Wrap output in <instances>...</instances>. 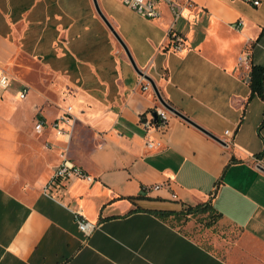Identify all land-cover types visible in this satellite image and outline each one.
<instances>
[{
	"label": "crops",
	"instance_id": "crops-1",
	"mask_svg": "<svg viewBox=\"0 0 264 264\" xmlns=\"http://www.w3.org/2000/svg\"><path fill=\"white\" fill-rule=\"evenodd\" d=\"M97 1L162 97L231 142L169 109L166 128L144 126V113L166 107L152 85L142 88L148 79L94 0H0V74L20 84L0 95L11 113L0 114V165L24 150V172L37 179L23 195L0 182V264H264V100L249 80L252 65L264 66V0H193L175 23L180 50L164 44L165 5L151 18ZM68 106L75 120L60 126L70 137L51 126ZM65 157L94 180L53 178ZM210 199L236 232L224 251L158 213ZM77 209L97 223L90 235Z\"/></svg>",
	"mask_w": 264,
	"mask_h": 264
},
{
	"label": "built area",
	"instance_id": "built-area-1",
	"mask_svg": "<svg viewBox=\"0 0 264 264\" xmlns=\"http://www.w3.org/2000/svg\"><path fill=\"white\" fill-rule=\"evenodd\" d=\"M120 1H122L127 6L133 8L140 14L151 18L159 17L162 14L163 6L165 5L172 13L173 20L167 32V36H168L167 43L164 44L165 46H168L173 50H180L185 46L186 37L182 33L176 31L175 23L180 17L187 16L183 12L185 7H190L191 9L195 8L196 3L193 0H120ZM248 1H252L255 4H259L260 2V0H248ZM241 24L242 21H238L234 25L236 27H240ZM249 60H250L249 53L243 52L239 55V61L241 63L248 64ZM12 80L13 77L8 72L3 71L0 74V95H2L4 91H6V89L10 86ZM142 88L145 90L151 88L150 82L146 80L143 83ZM28 91H29V85L23 84L19 94L20 97L25 98ZM169 117H170V112L167 108L156 106L153 107L152 109H149L146 113L142 115L141 122L148 130L154 126L158 127L159 129H164L168 125ZM71 120L74 121L75 117L72 114L71 106H68V108L64 111V113L61 114L59 117H57L51 123V126L55 128L57 132L65 133L67 134L68 137H70L71 132H68L63 127H61L60 122L71 121ZM45 122L46 121L43 118L41 117L37 118L35 129L38 132H42L44 130ZM225 132L228 134L229 130L226 129ZM223 140L228 145L231 142L229 139H223ZM146 144L148 147H152L154 145V142L152 140H148ZM72 177H82L89 181L94 180V177L91 174H89L87 171H85L81 166L74 163L69 158L65 157L57 166L53 178L57 179L59 182H63ZM159 186L160 185H155V187H159ZM74 212L80 230L85 235H90L97 227V223L86 218L79 209L75 210Z\"/></svg>",
	"mask_w": 264,
	"mask_h": 264
},
{
	"label": "rangeland",
	"instance_id": "rangeland-1",
	"mask_svg": "<svg viewBox=\"0 0 264 264\" xmlns=\"http://www.w3.org/2000/svg\"><path fill=\"white\" fill-rule=\"evenodd\" d=\"M108 3L116 6L111 0ZM19 85L17 81H13L11 87L16 90ZM1 113L11 115L8 110L5 111L4 109L0 110ZM16 155V161L12 165H0L2 167L0 182L12 192L23 195L32 186H35L37 179L35 175L24 172V150L18 151ZM214 219L215 216L205 212L188 218H174V222L202 243L224 251V241L235 238L236 232L229 226H221L219 218L216 221H213ZM212 221L215 224V228L212 227V224H208L209 222L212 223Z\"/></svg>",
	"mask_w": 264,
	"mask_h": 264
},
{
	"label": "trees",
	"instance_id": "trees-1",
	"mask_svg": "<svg viewBox=\"0 0 264 264\" xmlns=\"http://www.w3.org/2000/svg\"><path fill=\"white\" fill-rule=\"evenodd\" d=\"M249 80L252 89L251 96L257 94L264 100V66L258 64L252 65ZM263 124H264V117L261 125ZM205 212H209L211 213V215L215 216V219L213 221H216L218 218L221 217V213L218 212L215 209V207L212 205L211 199L196 205L188 204L186 205V207H184V209L180 211H168V210L158 211L159 215L163 218H168L173 215L172 217L173 220L174 218H181V217L188 218ZM213 221L212 223L209 222L208 224L213 225Z\"/></svg>",
	"mask_w": 264,
	"mask_h": 264
},
{
	"label": "water",
	"instance_id": "water-1",
	"mask_svg": "<svg viewBox=\"0 0 264 264\" xmlns=\"http://www.w3.org/2000/svg\"><path fill=\"white\" fill-rule=\"evenodd\" d=\"M95 6L97 8V11L99 12V14L102 16V18L106 21V23L109 25L110 29L113 31V33L115 34V36L117 37V39L120 41L121 45L123 46V48L125 49L130 61L132 62L134 68L136 69V71L140 74V75H144L150 82L151 85L158 97V99L160 100V102L167 108L169 109L171 112L183 117L184 119H186L187 121L191 122L192 124L196 125L197 127H199L200 129H202L203 131H205L206 133H208L209 135H211L212 137H214L215 139H217L218 141L222 142V143H226L221 137L215 135L214 133H212L211 131H209L208 129H206L205 127H203L202 125L198 124L197 122H195L194 120H192L190 117H188L187 115H185L184 113H182L179 109H177L176 107L170 105L161 95L156 83L154 82V80L149 76L146 75V73L144 72L143 69L139 68L138 65L136 64V61L134 60V57L132 56L128 46L126 45V43L124 42V40L121 38V36L119 35V33L116 31V29L114 28V26L112 25V23L110 22V20L106 17V15L103 13V11L101 10L98 1L94 0ZM261 168L264 169L263 166H261Z\"/></svg>",
	"mask_w": 264,
	"mask_h": 264
}]
</instances>
